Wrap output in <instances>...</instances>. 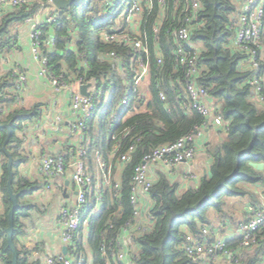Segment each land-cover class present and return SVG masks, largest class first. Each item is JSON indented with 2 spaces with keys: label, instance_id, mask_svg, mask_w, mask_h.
Returning a JSON list of instances; mask_svg holds the SVG:
<instances>
[{
  "label": "trees",
  "instance_id": "16d2710c",
  "mask_svg": "<svg viewBox=\"0 0 264 264\" xmlns=\"http://www.w3.org/2000/svg\"><path fill=\"white\" fill-rule=\"evenodd\" d=\"M127 1L72 0L67 9L56 11V20L41 28L40 51L47 60V68L53 74H59L65 69L66 78L82 75L88 79H98L104 75L115 82L110 100L113 103L124 87L121 85V76L114 71L111 64L101 59V55L111 51L126 58L131 55V50L125 45L104 41V34L122 23L120 14ZM199 2L200 9L195 13V27L191 34V41L196 43L199 50L198 66L201 72L197 84L207 88L218 105L226 123L223 128L226 136L207 146V152L212 159L210 176H203L198 188L179 193L178 183L170 180L165 173L158 172L157 179L149 190L150 197L155 200L150 211L154 226L151 233L136 240L140 249L137 264H191L192 258L186 256L180 247L184 240V232L180 228L184 226L188 231L197 234L200 225L213 222L210 211L216 214L217 220H233L224 210L225 197H249L252 202L255 197L249 186L263 182V172L250 166V162H264V107L254 101L250 87L244 84L250 74L241 67L246 59L245 54L230 47L233 32L229 28V22L237 9L238 0ZM42 3L47 5L48 0H36L22 8L1 12L0 43H8L14 27L33 17L41 9ZM183 6L184 0H165L161 12L158 0H153V7L142 14V34L150 50L147 80L151 100L145 108L128 104L124 108L129 110L126 120L112 129L108 126L107 111L100 112L96 108L87 121L90 143L87 145L86 161L91 172L93 153L100 150L104 160L108 162L111 149L125 132L128 134L120 143L119 153L125 152L129 146H135L130 160L121 172L119 197H112L110 189L105 188L99 212L88 217L92 207L90 205L82 213V220L89 219L87 243L93 264H106L107 253L114 248L115 238L120 234L123 224L132 216L129 193L135 166L154 147L176 141L194 131L204 121L196 110L190 108L186 111L181 108L186 94L181 86V72L174 71L173 68L172 52L175 45L167 27L170 24L176 25L183 17L180 16ZM157 24L159 31L155 35L153 28ZM100 27L104 32L94 39L92 31ZM50 31L55 35V45L47 49L43 42ZM156 41L162 57L160 65L157 64L153 49ZM79 54L84 56L88 64L87 70L80 67ZM12 88L13 79L9 74L0 78V124L10 123L12 133L6 150L13 158L11 188L13 192L19 193L20 199L43 190L47 181L31 182L18 177L17 168L26 163L27 158L19 154L22 140L16 136L15 131L21 128L24 121L38 114L39 105H33L30 109L16 107L7 114L3 113L1 108L7 109L15 101L10 94ZM159 91L165 93L166 101L159 99ZM5 95L10 98H5ZM96 117L99 118L97 123ZM5 138L6 131L0 129V258L3 264H11L4 231L8 224L7 212L11 206L6 189L8 159L3 151ZM19 203L23 205V209L18 210L14 216L13 235L18 264H38L28 261L26 251L19 249L17 245V235L22 229L19 217L27 216L28 210L34 206L28 201ZM263 257L264 248H258L254 254L246 255L241 264H259Z\"/></svg>",
  "mask_w": 264,
  "mask_h": 264
},
{
  "label": "built area",
  "instance_id": "2783aa9c",
  "mask_svg": "<svg viewBox=\"0 0 264 264\" xmlns=\"http://www.w3.org/2000/svg\"><path fill=\"white\" fill-rule=\"evenodd\" d=\"M33 1L36 0H0V13L6 6L22 8ZM119 1L115 0V2ZM158 4L162 12L165 0H158ZM41 5V9L33 17L25 19V22L29 24V48L33 58L40 64L39 75L45 78L55 90L65 91L69 96V109L73 121L68 128V133L75 136L77 140L74 143L75 146H69L67 149L68 164H65L64 153L57 156L47 155L39 161L38 169L41 179L48 182L55 181L56 177L60 178L69 167L70 179L75 189V199L66 200L60 205L56 220L57 235L60 242L67 247L66 254L58 253L48 256L44 264H93L87 243L89 219L82 220V213L90 205L92 207L88 217L99 212L105 188L110 189L112 197H119L121 172L130 160V154L135 146H129L125 152L119 153L120 143L128 134L125 132L111 149L108 162L99 151H96L97 174L90 172L86 161L87 145L90 143L87 121L96 108L100 112L107 111L108 126L112 129L126 120L129 110L124 108L129 106L128 104L145 108L150 102V86L147 80L150 50L142 34V14L153 7V0H128L120 14L122 23L104 34L105 42L125 45L131 50L129 58L114 51L101 55V59L111 64L114 71L121 76V85L124 87L113 103H110V100L115 82L104 75L98 79L94 78L95 90L88 95H83L79 88L81 85L85 86L91 78L88 79L82 75L66 78L65 69L59 74H53L47 68V60L40 51L41 28L56 20L58 10L50 1L47 5L44 3ZM48 7H50L49 15L39 20V14ZM199 9V0H184V6L180 10V16L183 17L176 25L170 24L167 32L175 45L172 52L173 68L174 71L181 72V86L186 94L181 102V108L186 111L190 108L196 110L204 121L194 131L176 141L154 147L135 166L129 193L132 216L123 224L120 234L115 238L114 248L107 253L106 264H137L140 249L136 240L153 230L154 222L150 211L155 200L149 195L154 182L150 175L151 166L160 163L172 169L180 164H190L196 152L195 138L208 130L210 126L225 127L226 123L218 110V105L209 95L207 88L197 84V78L201 72L198 66L199 50L196 43L191 41V34L195 27V13ZM158 28L159 24L153 28L155 35L159 31ZM229 28L233 32L230 47L246 56L243 61L244 69L250 74L244 84L250 87L254 101L264 107V0H238ZM47 35L43 45L50 49L55 45V35L52 31ZM156 38L155 36V40ZM4 47L3 43L0 52ZM153 49L157 64L160 65L162 57L157 41ZM78 56L80 67L87 70L88 64L84 56L82 54ZM10 76L13 79L10 94L14 96L15 103H22L21 93L26 84V75L14 66ZM158 96L161 101H166L163 91H159ZM4 97L10 98L9 95ZM6 110L1 108L3 113ZM98 121L99 118L96 117L95 123ZM262 172L263 182L253 187L258 195L242 212L241 218L235 220V224L231 225L225 221L218 223L217 226L200 225L197 234L190 231L184 232V240L180 247L186 256L192 258L191 264H241L246 255H252L256 249L264 248V171ZM142 196H148L150 201V206L145 211L141 203ZM81 224L83 225L80 229ZM0 264H3L1 258ZM259 264H264V257Z\"/></svg>",
  "mask_w": 264,
  "mask_h": 264
},
{
  "label": "crops",
  "instance_id": "0c3cea01",
  "mask_svg": "<svg viewBox=\"0 0 264 264\" xmlns=\"http://www.w3.org/2000/svg\"><path fill=\"white\" fill-rule=\"evenodd\" d=\"M11 7L2 8V12ZM50 13V7L39 14V20L46 18ZM1 14V13H0ZM29 24L23 22L14 27L12 38L4 43V49L0 52V78L12 74L13 67L19 68L26 75V84L21 93L22 103H12L5 114L16 107L30 109L33 105H39L38 114L22 123L20 129L15 131L16 136L22 140L19 154L27 158V162L18 166V177L27 181H41L39 174V161L41 158L58 154L65 155V164H68L69 156L66 154L69 146H75V136L68 133L73 116L70 113V99L65 91L55 90L51 84L39 75L40 64L36 61L29 48ZM244 62L241 63V67ZM244 69V67H242ZM226 136L225 131L219 126H210L195 138V155L190 164H180L170 169L163 164L151 166V179L155 181L158 172L165 173L170 180L177 182L179 193L198 188L203 176H210L212 159L207 152V146L220 141ZM101 153L100 150H96ZM96 151L93 153L92 168L97 174L98 166ZM110 157V153L108 155ZM103 157V156H102ZM1 163V156H0ZM89 168V167H88ZM71 170L66 168L63 175L56 177L55 181H47L49 188L37 191L30 195L29 203L33 208L28 210L27 216L20 217L22 223L21 233L17 235L19 249L26 251L27 259L31 262L44 264L45 258L62 253L63 245L57 235V215L60 205L75 199V189L70 179ZM91 172V171H90ZM1 175V168H0ZM55 182V183H54ZM66 182H68L66 184ZM54 186L52 187V184ZM253 185L249 190L256 194ZM255 200V198H254ZM143 211L150 206L148 196L141 197ZM242 211L248 204H243ZM2 213L0 193V214ZM233 217L230 216V219ZM218 223L222 221L217 220ZM227 221V220H226ZM225 222V220H224ZM188 229L185 228V232ZM67 249V247H66Z\"/></svg>",
  "mask_w": 264,
  "mask_h": 264
},
{
  "label": "water",
  "instance_id": "95a60500",
  "mask_svg": "<svg viewBox=\"0 0 264 264\" xmlns=\"http://www.w3.org/2000/svg\"><path fill=\"white\" fill-rule=\"evenodd\" d=\"M48 1H50L53 4V6L56 8V10L58 11L67 9L68 6L72 2V0H48ZM79 90H80V93L83 95H88L89 92L94 91L95 90L94 78H91V80L85 86L81 85ZM0 129H4L6 131V138L3 143V151L8 159L7 161L8 179H7L6 189H7L9 199L11 201V206L7 212L8 224L4 230L5 240H6V246L9 249L10 254H11V264H18V252H17V248L13 241V235H14V230H15L14 216L18 210L23 209V205L19 203V193L13 192L11 188L13 158L9 154V152H7L6 150V145L9 142V139L12 133L10 123L0 124ZM250 166H252L254 169L258 171H264V162H261V163L250 162ZM67 183L68 182H66V184ZM66 251H67L66 247H63L62 249L63 254H66Z\"/></svg>",
  "mask_w": 264,
  "mask_h": 264
},
{
  "label": "rangeland",
  "instance_id": "374dc122",
  "mask_svg": "<svg viewBox=\"0 0 264 264\" xmlns=\"http://www.w3.org/2000/svg\"><path fill=\"white\" fill-rule=\"evenodd\" d=\"M102 31H103V28L102 27H100V28H98V29H96V30H93L92 31V35H93V38L94 39H96L97 38V36H99V34L100 33H102ZM242 67H245V64H242ZM48 183V182H47ZM249 187H251V186H249ZM28 197H30V196H24V197H21L20 199H19V201L21 202V201H29V198ZM251 198H249V197H245V198H237V197H225V206H224V210H225V212H227V214H229V218H230V216H232L233 218V220L235 219V220H237V219H240L241 218V215H242V209H243V207H244V205L243 204H249V203H251ZM254 201V200H253ZM252 201V202H253ZM213 212L212 211H210V218L212 219V225L213 226H217L218 225V221H217V219H216V214H212ZM21 217V216H20ZM19 217V218H20ZM233 220H225L227 223H229V224H235V221H233ZM233 221V222H232ZM222 222H224V220L222 221ZM180 231L181 232H185V227L184 226H182L181 228H180Z\"/></svg>",
  "mask_w": 264,
  "mask_h": 264
}]
</instances>
